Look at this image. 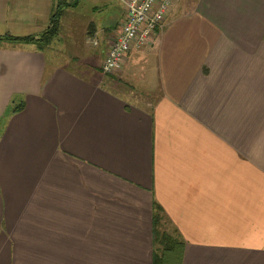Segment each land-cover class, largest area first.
I'll list each match as a JSON object with an SVG mask.
<instances>
[{
	"label": "crops",
	"instance_id": "0c3cea01",
	"mask_svg": "<svg viewBox=\"0 0 264 264\" xmlns=\"http://www.w3.org/2000/svg\"><path fill=\"white\" fill-rule=\"evenodd\" d=\"M58 2L0 0V37ZM96 23L86 75L0 43V264H152L153 203L181 264H264V0H175L113 77Z\"/></svg>",
	"mask_w": 264,
	"mask_h": 264
},
{
	"label": "rangeland",
	"instance_id": "374dc122",
	"mask_svg": "<svg viewBox=\"0 0 264 264\" xmlns=\"http://www.w3.org/2000/svg\"><path fill=\"white\" fill-rule=\"evenodd\" d=\"M105 5L106 7L102 9L101 7ZM94 6L99 7L95 12L92 10ZM62 7L64 16L62 25H60L59 35L45 49L48 50L47 54L51 63L57 62L75 71H80L78 72L80 74L86 75L87 71L82 69V66L90 63L93 56L102 55L104 49L101 36L96 38L99 46L95 47L89 43L91 40H87L86 27L91 22L97 21L96 24L99 29L101 27H109L112 30L119 28L123 9L125 8L124 0H62ZM68 59L71 61L67 62ZM95 75H92V77ZM128 88L130 87L128 86ZM160 223L162 225L159 229L160 232H165L171 236L176 232L163 212L161 213ZM183 250L184 246L182 253Z\"/></svg>",
	"mask_w": 264,
	"mask_h": 264
},
{
	"label": "built area",
	"instance_id": "2783aa9c",
	"mask_svg": "<svg viewBox=\"0 0 264 264\" xmlns=\"http://www.w3.org/2000/svg\"><path fill=\"white\" fill-rule=\"evenodd\" d=\"M175 0H126V17L120 32L109 47L101 64L103 74L120 69L132 50H139L150 42L170 13Z\"/></svg>",
	"mask_w": 264,
	"mask_h": 264
},
{
	"label": "trees",
	"instance_id": "16d2710c",
	"mask_svg": "<svg viewBox=\"0 0 264 264\" xmlns=\"http://www.w3.org/2000/svg\"><path fill=\"white\" fill-rule=\"evenodd\" d=\"M62 7L58 2L52 16L48 22L47 28L37 37H0V43L7 42L13 44H32L38 50H44L50 43L58 37L59 24L61 18ZM22 104L15 106L9 112L10 114L16 113L21 110ZM162 209L156 203L152 206V243L154 250L152 252V264H181L182 249L184 243L177 232L168 235L165 232H160L161 213ZM157 245V246H156Z\"/></svg>",
	"mask_w": 264,
	"mask_h": 264
}]
</instances>
